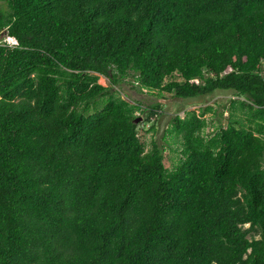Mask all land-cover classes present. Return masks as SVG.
I'll return each mask as SVG.
<instances>
[{
	"label": "trees",
	"instance_id": "1",
	"mask_svg": "<svg viewBox=\"0 0 264 264\" xmlns=\"http://www.w3.org/2000/svg\"><path fill=\"white\" fill-rule=\"evenodd\" d=\"M0 2V264H264V0ZM126 84L237 98L169 169Z\"/></svg>",
	"mask_w": 264,
	"mask_h": 264
},
{
	"label": "rangeland",
	"instance_id": "2",
	"mask_svg": "<svg viewBox=\"0 0 264 264\" xmlns=\"http://www.w3.org/2000/svg\"><path fill=\"white\" fill-rule=\"evenodd\" d=\"M6 8L7 5L0 2V9ZM101 82L105 85L108 84V81L103 77L101 78ZM121 94L123 98L131 103H134V100L139 101L141 108L147 109V111L149 110L148 106L151 104L160 103L162 105V111L159 112L158 116H152L150 121L146 120L147 112L139 110L136 112V115L142 117V120L138 122V128L142 140L146 144V148L151 149L152 141L157 142L163 147L166 164L169 169H172L181 158L179 151L182 148L178 138L174 137L169 131L172 128L173 117L176 114L185 116L186 111L199 110L210 105L216 111L206 114L209 121H211L207 130L212 131L214 125L219 122L226 125L231 99L237 98L232 91H216L214 94L201 100H182L168 93H164L162 96L158 95L157 92L144 91L139 93L131 88L129 84L124 85ZM221 112L222 114H220ZM216 113L217 115H215ZM153 124L155 126L154 130L151 129Z\"/></svg>",
	"mask_w": 264,
	"mask_h": 264
},
{
	"label": "clouds",
	"instance_id": "3",
	"mask_svg": "<svg viewBox=\"0 0 264 264\" xmlns=\"http://www.w3.org/2000/svg\"><path fill=\"white\" fill-rule=\"evenodd\" d=\"M0 44H4V45H6V46H9V47H15V46H17L18 45V41H17V39H16V37H14V36H10L7 32L6 33H4V34H1V36H0ZM105 78L107 81H108V84H103L102 82H101V78ZM99 83H101L102 85H104V86H108L109 85V80H108V78H106L105 76H103V75H101L100 76V79H99Z\"/></svg>",
	"mask_w": 264,
	"mask_h": 264
},
{
	"label": "water",
	"instance_id": "4",
	"mask_svg": "<svg viewBox=\"0 0 264 264\" xmlns=\"http://www.w3.org/2000/svg\"><path fill=\"white\" fill-rule=\"evenodd\" d=\"M141 120H142V117H138V118L135 119V122L138 123Z\"/></svg>",
	"mask_w": 264,
	"mask_h": 264
}]
</instances>
